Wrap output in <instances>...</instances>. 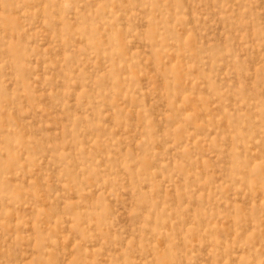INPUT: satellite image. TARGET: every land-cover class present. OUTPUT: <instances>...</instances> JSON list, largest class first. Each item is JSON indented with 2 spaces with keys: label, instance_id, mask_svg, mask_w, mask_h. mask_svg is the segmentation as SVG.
Here are the masks:
<instances>
[{
  "label": "rangeland",
  "instance_id": "rangeland-1",
  "mask_svg": "<svg viewBox=\"0 0 264 264\" xmlns=\"http://www.w3.org/2000/svg\"><path fill=\"white\" fill-rule=\"evenodd\" d=\"M0 264H264V0H0Z\"/></svg>",
  "mask_w": 264,
  "mask_h": 264
},
{
  "label": "bare ground",
  "instance_id": "bare-ground-1",
  "mask_svg": "<svg viewBox=\"0 0 264 264\" xmlns=\"http://www.w3.org/2000/svg\"><path fill=\"white\" fill-rule=\"evenodd\" d=\"M187 222V221H186ZM187 224V223H186ZM179 225H180V223H179ZM185 226V225H184ZM168 227V226H167ZM169 229V228H168ZM167 230V229H166ZM179 238V237H178ZM178 240V239H177ZM162 243V242H161ZM178 244H179V242H178Z\"/></svg>",
  "mask_w": 264,
  "mask_h": 264
}]
</instances>
